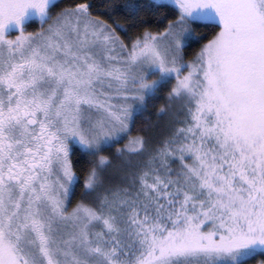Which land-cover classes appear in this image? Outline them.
Wrapping results in <instances>:
<instances>
[{"label": "snow or ice", "instance_id": "6c2138e0", "mask_svg": "<svg viewBox=\"0 0 264 264\" xmlns=\"http://www.w3.org/2000/svg\"><path fill=\"white\" fill-rule=\"evenodd\" d=\"M0 264H264V0H0Z\"/></svg>", "mask_w": 264, "mask_h": 264}, {"label": "trees", "instance_id": "16d2710c", "mask_svg": "<svg viewBox=\"0 0 264 264\" xmlns=\"http://www.w3.org/2000/svg\"><path fill=\"white\" fill-rule=\"evenodd\" d=\"M72 0H63V3L65 5L71 3ZM90 2L94 5V11L103 13L105 11V5H107L110 0H90ZM120 2H123V0H120ZM38 27L37 23H30L29 31L34 30V28ZM206 32H210V29H204ZM192 53L190 52L189 55ZM170 87V86H169ZM166 90L165 92H162L160 96L154 101L153 104L150 105V107L144 112L142 117H139L137 119V125L138 127L134 128L133 135L137 134L136 129L146 127L148 129V132L144 134H151L156 139H162L165 135L168 134L169 128L167 123V117L163 119H158L156 113L160 106L164 105L166 103ZM136 125V126H137ZM123 141L121 142V146L123 145ZM112 152H115V148L112 149ZM108 154V153H106Z\"/></svg>", "mask_w": 264, "mask_h": 264}, {"label": "rangeland", "instance_id": "374dc122", "mask_svg": "<svg viewBox=\"0 0 264 264\" xmlns=\"http://www.w3.org/2000/svg\"><path fill=\"white\" fill-rule=\"evenodd\" d=\"M34 23H37L38 24V22H34ZM138 127V125L136 126V128Z\"/></svg>", "mask_w": 264, "mask_h": 264}]
</instances>
